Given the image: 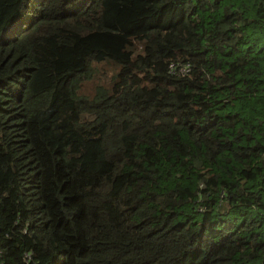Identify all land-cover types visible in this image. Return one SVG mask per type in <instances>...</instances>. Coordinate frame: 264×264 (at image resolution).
Here are the masks:
<instances>
[{
  "label": "trees",
  "instance_id": "trees-1",
  "mask_svg": "<svg viewBox=\"0 0 264 264\" xmlns=\"http://www.w3.org/2000/svg\"><path fill=\"white\" fill-rule=\"evenodd\" d=\"M0 264H264V0H0Z\"/></svg>",
  "mask_w": 264,
  "mask_h": 264
},
{
  "label": "rangeland",
  "instance_id": "rangeland-1",
  "mask_svg": "<svg viewBox=\"0 0 264 264\" xmlns=\"http://www.w3.org/2000/svg\"><path fill=\"white\" fill-rule=\"evenodd\" d=\"M92 68L94 71L92 78L85 81L81 89L83 93L89 95L94 91L96 85L108 84L114 73V69L111 63H108L106 61L93 63Z\"/></svg>",
  "mask_w": 264,
  "mask_h": 264
},
{
  "label": "built area",
  "instance_id": "built-area-1",
  "mask_svg": "<svg viewBox=\"0 0 264 264\" xmlns=\"http://www.w3.org/2000/svg\"><path fill=\"white\" fill-rule=\"evenodd\" d=\"M188 70H189V68H188L187 65L181 66V67L179 68V72H180L181 74L186 73Z\"/></svg>",
  "mask_w": 264,
  "mask_h": 264
}]
</instances>
